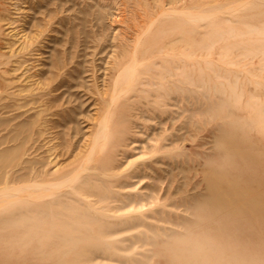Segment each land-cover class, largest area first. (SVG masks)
Here are the masks:
<instances>
[{"label":"rangeland","instance_id":"374dc122","mask_svg":"<svg viewBox=\"0 0 264 264\" xmlns=\"http://www.w3.org/2000/svg\"><path fill=\"white\" fill-rule=\"evenodd\" d=\"M103 2L99 18L97 0H0V150H14L17 125L32 130L21 156L31 180L11 182L0 213L48 212L42 234L52 240L90 202L93 217L122 229L108 251L85 256L78 242L64 264L141 260L148 245L137 237L191 217L181 198L204 191L220 121L206 109L220 100L251 116L264 109V0ZM230 30L235 37L216 39ZM92 166L104 172L87 177ZM76 174L87 182L62 183ZM105 193L117 199L94 204Z\"/></svg>","mask_w":264,"mask_h":264},{"label":"bare ground","instance_id":"6f19581e","mask_svg":"<svg viewBox=\"0 0 264 264\" xmlns=\"http://www.w3.org/2000/svg\"><path fill=\"white\" fill-rule=\"evenodd\" d=\"M97 2L103 5V9L97 13L99 18H103L105 4L103 0ZM224 34L228 37L236 36L230 30L218 33L216 39L219 40ZM253 52L256 54L258 50L253 49ZM253 52L247 51V54ZM179 75L181 84L191 81L186 70ZM199 81H203L202 77ZM182 90L186 91L187 88ZM216 105L218 107L215 109L213 106L206 109L208 118H218L220 121L215 125L217 134L213 152L206 157L204 191L194 193L188 199L181 198L184 210L191 217L175 220L174 225L180 229L174 226L162 236L153 233L137 237L136 242L148 245V248L141 253V260H134L133 264H264V109L261 114L251 116L229 109L225 100H220ZM29 124L23 122L13 128L14 132L8 140L17 143L14 150H0V202L9 201L14 196L10 191L16 187H8L13 180H31L27 177L30 161L21 158L25 153L23 148L31 137ZM100 133V139L105 138V133ZM94 140L96 144L99 139ZM16 166L19 169H14ZM92 168L93 171L87 177L104 172L102 167ZM64 175L60 174L58 178ZM87 177L76 174L62 183L66 185L70 182L67 185H71V182L79 181L83 184L87 182ZM25 186L31 187L32 191L40 189L39 184ZM86 193L87 196L93 195L88 191ZM44 195L39 193L38 197ZM33 196L35 200V194ZM99 198L94 204L117 199L107 193ZM49 203L42 200L39 204L46 206ZM86 203L88 210L94 209L90 202ZM101 207L108 206L103 204ZM89 211L78 212L69 224L61 221V226L68 227H60L63 234L58 233L52 240L42 234L48 226V212L38 213L35 218L21 219L22 213L3 211L0 213V264H64L63 255L76 250L78 242L82 244L79 247L85 256L95 255L97 251H108V245L114 246L109 236L122 229L108 227L109 223L99 222ZM148 230L152 231L153 228L148 227ZM115 245L121 250V247Z\"/></svg>","mask_w":264,"mask_h":264}]
</instances>
